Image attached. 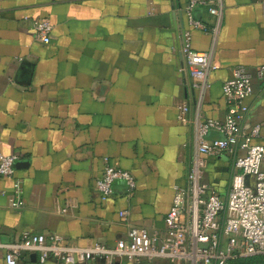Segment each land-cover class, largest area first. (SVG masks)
<instances>
[{
  "label": "crops",
  "instance_id": "0c3cea01",
  "mask_svg": "<svg viewBox=\"0 0 264 264\" xmlns=\"http://www.w3.org/2000/svg\"><path fill=\"white\" fill-rule=\"evenodd\" d=\"M186 0H0V153L16 154L14 178H0V240L21 232L54 233L79 247H108L130 225L163 232L175 186L186 183L196 152L195 121L227 111L222 84L236 65L252 72L264 64V0H221L217 18L206 6L194 13L216 32L191 28ZM28 17L25 19V17ZM35 18L48 19L50 40L32 34ZM190 46L210 52L218 66L204 90L194 85L180 53ZM243 131L261 126L264 144V77L253 78L244 99ZM188 106L187 123L178 119ZM209 136H214L211 133ZM242 154L241 150L237 151ZM104 158L132 173L136 187L113 182L102 200L95 180ZM234 155L208 158L203 179L224 196ZM21 207H11V198ZM128 211V219L118 212ZM0 264H7L0 249ZM17 264L65 263L22 251ZM84 264H102L98 258ZM113 264H135L117 257ZM141 264H173L165 258Z\"/></svg>",
  "mask_w": 264,
  "mask_h": 264
},
{
  "label": "built area",
  "instance_id": "2783aa9c",
  "mask_svg": "<svg viewBox=\"0 0 264 264\" xmlns=\"http://www.w3.org/2000/svg\"><path fill=\"white\" fill-rule=\"evenodd\" d=\"M198 6H206L209 13L220 18L221 0H186L184 13L191 28L203 32H216L217 24L208 27L195 16ZM28 17L26 16L25 19ZM52 25L48 19L35 18L31 30L42 43L50 40ZM180 53L188 75L194 85L204 90L207 76L217 69L210 52L197 51L190 46V31H184ZM264 77V64L252 72L243 65L232 68L231 75L223 81L222 95L227 105L223 118H204L195 121L196 152L188 165L186 183L175 186L171 206L165 217L163 232L149 233L141 226L130 225L126 238L113 247L95 243L88 247L73 246L63 242L60 235L24 230L18 239L0 240L7 264H17L22 251L39 252V261L52 256L65 263L84 264L98 258L102 264H113L117 257H126L135 264L154 258H165L173 264H231L233 261L264 254V144H253L261 126L253 124L243 131L241 124L249 112L244 99L253 92V78ZM188 106L183 104L178 113L181 123H187ZM214 133V136H209ZM238 150L243 153L238 154ZM223 153L234 155L230 183L224 196L203 179L208 158ZM16 154L0 153V178L13 179L15 194L21 193L20 181L14 178ZM255 176L254 186L245 184L244 176ZM124 182L127 194L136 187L132 173L121 169L104 158L102 174L95 180V188L102 200L113 192V182ZM17 198V197H16ZM24 202L11 198V207H21ZM128 219V211L118 212Z\"/></svg>",
  "mask_w": 264,
  "mask_h": 264
},
{
  "label": "rangeland",
  "instance_id": "374dc122",
  "mask_svg": "<svg viewBox=\"0 0 264 264\" xmlns=\"http://www.w3.org/2000/svg\"><path fill=\"white\" fill-rule=\"evenodd\" d=\"M244 180H245V184H247V185L254 186V184H255V176L253 174H246L244 176ZM223 195H225V193H223ZM234 262L235 261H233L232 263H234ZM247 264H264V258L260 261L253 262V263H247Z\"/></svg>",
  "mask_w": 264,
  "mask_h": 264
},
{
  "label": "trees",
  "instance_id": "16d2710c",
  "mask_svg": "<svg viewBox=\"0 0 264 264\" xmlns=\"http://www.w3.org/2000/svg\"><path fill=\"white\" fill-rule=\"evenodd\" d=\"M264 258V254L262 255H256V256H252V257H247V258H243V259H239L236 260L234 263L231 264H247V263H253V262H257L260 261Z\"/></svg>",
  "mask_w": 264,
  "mask_h": 264
}]
</instances>
